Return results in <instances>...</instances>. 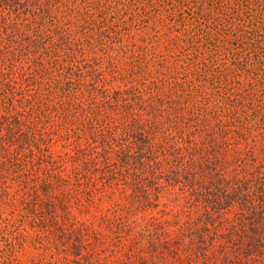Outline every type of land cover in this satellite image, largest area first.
Masks as SVG:
<instances>
[{
  "label": "trees",
  "instance_id": "obj_1",
  "mask_svg": "<svg viewBox=\"0 0 264 264\" xmlns=\"http://www.w3.org/2000/svg\"><path fill=\"white\" fill-rule=\"evenodd\" d=\"M25 221L74 250L28 264H264V0H0V264Z\"/></svg>",
  "mask_w": 264,
  "mask_h": 264
},
{
  "label": "rangeland",
  "instance_id": "obj_2",
  "mask_svg": "<svg viewBox=\"0 0 264 264\" xmlns=\"http://www.w3.org/2000/svg\"><path fill=\"white\" fill-rule=\"evenodd\" d=\"M165 38H170V35H167ZM85 208V207H84ZM84 208H75L73 211L74 216H78L76 221H84L82 218L90 219L92 216V219L95 223V225L98 224V217L94 218L93 214L88 215L86 210ZM12 217L5 216V219L2 222H8V221H15L14 219H11ZM19 220V219H18ZM32 223L29 221L24 222V226L28 230L27 234L25 233V237H27V241L24 248L18 249L16 251V264H28L31 262L33 258L36 259L37 255H39L40 252H42V258H50L55 257L53 261L62 260L63 256H66L69 254L70 257L73 259V251L72 249H68V253L63 252L64 246L59 244L60 248L59 251H56L54 249V243H58L57 239L55 238H46L44 237V241L41 239V244H39V249H34L35 245L38 246L37 240L42 238L41 233L38 232V228L36 230H33L31 228ZM96 228V227H95ZM95 242L94 240H92ZM105 243L96 244L94 245L92 243L91 248L88 249L93 252L94 257L101 262L102 264H157L156 260L153 259V257H150L149 254L146 253H136V254H127V250L123 248V245H115L113 244V240H105ZM54 244V245H53ZM62 262V261H61Z\"/></svg>",
  "mask_w": 264,
  "mask_h": 264
}]
</instances>
